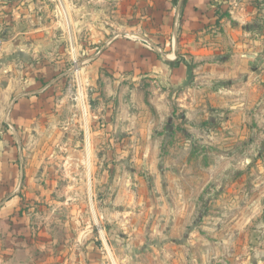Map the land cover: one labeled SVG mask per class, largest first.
<instances>
[{
    "label": "rangeland",
    "instance_id": "obj_1",
    "mask_svg": "<svg viewBox=\"0 0 264 264\" xmlns=\"http://www.w3.org/2000/svg\"><path fill=\"white\" fill-rule=\"evenodd\" d=\"M182 1H14L0 22V264H264V83L246 70L199 91L181 80L191 64L171 84L156 61L196 31ZM211 5L216 69L231 9L264 50V0Z\"/></svg>",
    "mask_w": 264,
    "mask_h": 264
},
{
    "label": "crops",
    "instance_id": "obj_2",
    "mask_svg": "<svg viewBox=\"0 0 264 264\" xmlns=\"http://www.w3.org/2000/svg\"><path fill=\"white\" fill-rule=\"evenodd\" d=\"M14 1L8 0L5 2L0 0V22L7 19L9 20L10 18H15L20 8L17 7L18 3ZM211 1L212 0H187L185 9L188 12L186 13L185 19L187 21L185 24L189 26L188 28L194 25L193 27H195L194 30L196 31L185 33L184 41H181L178 44L180 47L178 46L177 49L175 48L172 51V54L168 55L167 57H162L160 61H156L158 62L156 63V66L158 67L159 72L162 74L167 72L171 74V84H180L179 82L183 80V84H185V82L187 81L192 85H190V87H195L199 89V91L203 85H211L214 86L217 92L225 93L224 91L228 88L225 89L224 87H227L228 85H236L237 82H240L239 75L246 72V70H248L249 73L251 71L249 77H247L249 83L251 82V79L256 83H264V77L259 76L257 78V71L264 73V52L262 53V51L264 50L260 51V49L257 48V45H260L262 41H258V38L256 37H251L249 32L243 30L242 28H239V31L235 30L233 21L240 19L244 21L246 20V16H249V14L244 15L243 11L241 12L239 11V9H231L229 12L230 16H222L223 14H221L220 16V48L222 45L226 46L225 49L228 51L225 52L226 55L224 54L220 56V64H218L220 69H216V67L218 68V66H214L213 62L208 61L210 57H212V48H209V44L207 42L208 37L206 36L207 34L204 30L203 23L209 21L208 12H212L210 11V9L212 8ZM6 3H8L7 6ZM224 3L226 2H223V4ZM226 7L227 6H225V4L224 6H221V8ZM248 9L251 10L252 8L248 7ZM254 13L257 14L258 11L254 10ZM261 13L264 16V7ZM241 26L238 25V27ZM218 40L219 38L218 36H216L215 40L213 41ZM141 46L144 47L143 45ZM231 47H233L234 49L232 51H229V48ZM236 47L240 48V51H236ZM136 48L137 51L141 50L138 46ZM143 51L144 50L141 51L142 56H144ZM114 52L115 51L107 53L106 55L109 58L121 59L119 61H122L124 59L123 56L116 57L114 55ZM258 57L262 59L260 63H258ZM104 58H106V56H103L99 66H102V68H108V64L110 62H108ZM102 62H105V65L101 64ZM191 64L192 66H194V70L192 69L194 71V78L191 77L190 79H188L189 77L186 76L180 81L176 79L175 75L177 74V72L181 70L188 71L187 68L190 67ZM215 69L216 73L213 72ZM256 85L257 84H255L254 86V90L256 89ZM190 89L191 88H188L189 94L191 91ZM183 96L184 99L187 98L186 93H184ZM182 99L183 98L179 97L178 99H176V102H180L182 101Z\"/></svg>",
    "mask_w": 264,
    "mask_h": 264
},
{
    "label": "trees",
    "instance_id": "obj_3",
    "mask_svg": "<svg viewBox=\"0 0 264 264\" xmlns=\"http://www.w3.org/2000/svg\"><path fill=\"white\" fill-rule=\"evenodd\" d=\"M185 3H186L185 0H183L181 4H185ZM220 19H221V18H220ZM218 20H219V19H218Z\"/></svg>",
    "mask_w": 264,
    "mask_h": 264
}]
</instances>
